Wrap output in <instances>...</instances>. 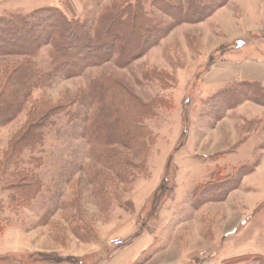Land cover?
Segmentation results:
<instances>
[{"label": "rangeland", "instance_id": "obj_1", "mask_svg": "<svg viewBox=\"0 0 264 264\" xmlns=\"http://www.w3.org/2000/svg\"><path fill=\"white\" fill-rule=\"evenodd\" d=\"M118 1L0 0V15L53 5L86 21L93 34ZM142 1L159 29L149 34L139 20L135 31L125 24L110 35L102 32L112 40L118 33L126 46L117 41L106 61L82 74L52 73L0 125V264H99L100 240L111 247L114 233L128 229V236L118 237L124 244L115 246L147 235L137 264H157L166 256L173 264H264V104L234 83L206 80L219 58L211 51L220 43H227L223 57L242 60L247 47L262 40L264 0H195L206 9L191 7L186 21L176 17L187 0ZM171 3L180 9H167ZM254 29H261L260 38L233 40ZM52 48L44 41L32 58L44 74L53 70ZM127 52L133 59L121 60ZM19 59L0 56V65ZM12 70L0 77V93ZM96 80L110 89L107 110L115 107L114 98L127 116L147 110L140 118L144 140L130 146L85 138L88 121H106L103 102L85 100ZM33 128L40 139L31 150L20 140ZM19 172L33 177L24 200L16 192L26 186L16 184ZM12 226L24 232L19 249L25 251L10 246Z\"/></svg>", "mask_w": 264, "mask_h": 264}, {"label": "trees", "instance_id": "obj_2", "mask_svg": "<svg viewBox=\"0 0 264 264\" xmlns=\"http://www.w3.org/2000/svg\"><path fill=\"white\" fill-rule=\"evenodd\" d=\"M167 6V9L175 8L177 11L180 9L179 4L171 3ZM191 7L192 9L196 7L206 9L205 6H201L195 0H187L186 9L184 11L179 10L176 18L185 21L190 19ZM203 13L205 12L202 9L200 15ZM151 17L142 0H120L110 9L105 10L94 27L95 32L88 34L89 27L86 21L82 22L76 18H70L59 7L53 5L39 8L27 15L22 13H12L9 16L0 15V56H22L24 58L19 59V61H12L13 65L8 62L6 65H0V77L8 74L6 70L13 69L9 75L10 84L5 91L0 93V125L14 118L31 95L33 88L40 83L47 82L52 77V73H65L66 76L82 74L88 67L106 61L111 56L110 50L118 47L117 41L126 46L127 40L121 39L118 33L113 35L115 36L114 40L107 38L108 36H104L103 33L110 35L115 26H126L125 24H132L135 31L140 27V23L137 21L141 20L149 26L148 33L150 34L151 31L159 29V23L157 21L152 22ZM36 28H39L37 34L34 33ZM44 41L53 44L51 53L53 70L47 74L39 71L32 61V58L43 47ZM131 59H133V55L128 52L121 57L123 61H130ZM232 86H239L242 92L246 89L245 96L248 99L251 98L264 104V86L260 82L242 81ZM259 92V96H256ZM110 93L109 87H106L103 80H96L89 85L88 96L85 98L86 102L93 106L103 102L104 117L109 124L106 121L100 122L91 119L84 129L85 138L89 142L95 141L96 143L117 140L130 146L137 143L138 140H144L146 134L140 118L147 114V110L139 108L133 115L127 116L125 112L122 113L121 107L118 106L121 104L123 107L122 102L117 103L116 98H114L115 107L107 110L104 101L111 97ZM132 106L137 108L133 103ZM135 127L137 130H134ZM33 129L20 140V142L25 140L24 143L27 144L25 146L31 147V150L37 147L40 139L36 132L37 128ZM18 174L20 179L16 181V184L19 186L23 182V185L26 186L24 190L21 189L16 192H18L17 195L20 199L24 200L30 197L25 193H29L31 188L29 182L33 181V177L27 173L19 172Z\"/></svg>", "mask_w": 264, "mask_h": 264}, {"label": "crops", "instance_id": "obj_3", "mask_svg": "<svg viewBox=\"0 0 264 264\" xmlns=\"http://www.w3.org/2000/svg\"><path fill=\"white\" fill-rule=\"evenodd\" d=\"M228 13H230L229 11H227ZM226 13V12H225ZM224 13V14H225ZM230 15L232 16V13H230ZM262 21H264L262 19ZM261 28L264 29V26L261 25ZM261 31V29L258 31L252 30L249 31L248 34H244V35H236L233 37V40H237L239 38H243V37H249V36H258L259 38L262 36V40L258 39L259 41L256 42L255 45L249 46L247 48L251 49L249 50L246 54V57L242 58V60H238V59H234V58H228L227 57H223V53L220 51L223 47H225V44H227L226 42H222L220 43L219 47L215 50V51H211L213 53V57H219L217 58V60H215V62L212 63V65L209 67V71L206 73L207 77L206 80L208 81H219V82H224V83H238V82H242V81H250V82H260L263 86H264V32H262L263 34L260 36L259 32ZM230 42V44L234 43L233 41H228V43ZM237 53L236 51L232 50V53ZM211 57V59L213 58ZM232 61L234 63V66H224L223 64H227L224 63L225 61ZM9 232H11L10 234V238L13 239L12 242L10 243V246H12L15 251H25V249H19V246H22V244H20V240L24 235V232L20 233L18 231V227L16 226H12L9 229H7ZM6 230V231H7ZM127 230V229H126ZM130 229L127 230V232L125 233V231H120L121 234L120 235L119 232L114 233L112 238H124V236H128L130 234ZM139 231V230H138ZM22 234V235H21ZM21 237V238H20ZM9 238V239H10ZM147 235L146 236H135L133 239L132 238H128L127 239V246L124 248H120L118 246L115 245H111L109 242L105 243L107 241V239H101L99 244L103 247L102 250V259L99 260L100 263L99 264H137L138 261H136L139 258V252L140 249L142 248V245L144 244V242H147ZM149 244L151 242H148ZM106 245V246H105ZM108 245V246H107ZM148 245V244H147ZM105 246V247H104ZM26 247V246H25ZM38 254H43V252H45V250H41V249H37L35 251ZM35 252H30V253H35ZM29 253V251H28ZM156 255L155 257L157 258ZM164 260H166V262H163ZM163 261H160V263L157 264H173V262H169L168 263V258L167 256L164 257ZM38 260H34L32 263H36ZM170 261V260H169ZM39 263V262H37ZM50 264H76L74 262H52Z\"/></svg>", "mask_w": 264, "mask_h": 264}, {"label": "built area", "instance_id": "obj_4", "mask_svg": "<svg viewBox=\"0 0 264 264\" xmlns=\"http://www.w3.org/2000/svg\"><path fill=\"white\" fill-rule=\"evenodd\" d=\"M113 240H114V245L122 246L124 244L122 239L115 238Z\"/></svg>", "mask_w": 264, "mask_h": 264}]
</instances>
